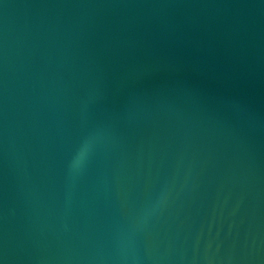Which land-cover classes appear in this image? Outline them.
Wrapping results in <instances>:
<instances>
[{"label":"water","instance_id":"water-1","mask_svg":"<svg viewBox=\"0 0 264 264\" xmlns=\"http://www.w3.org/2000/svg\"><path fill=\"white\" fill-rule=\"evenodd\" d=\"M0 264H264V0H0Z\"/></svg>","mask_w":264,"mask_h":264}]
</instances>
